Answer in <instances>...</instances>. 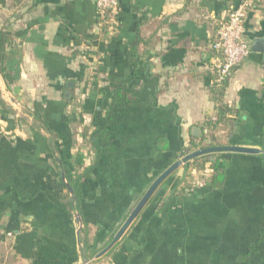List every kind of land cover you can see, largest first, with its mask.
Masks as SVG:
<instances>
[{
  "label": "crops",
  "instance_id": "1",
  "mask_svg": "<svg viewBox=\"0 0 264 264\" xmlns=\"http://www.w3.org/2000/svg\"><path fill=\"white\" fill-rule=\"evenodd\" d=\"M238 2L118 0L117 25L103 27L94 0H0L13 79L0 72V264H264V155L241 153L205 157L218 164L194 188L181 165L96 258L162 172L210 147L200 138L221 89L210 44ZM245 36L250 53L223 95L235 114L214 143L264 149V53L251 51L264 0ZM117 85L133 100L106 120ZM84 133L98 136L97 160ZM76 154L92 166L80 214L59 164L73 169Z\"/></svg>",
  "mask_w": 264,
  "mask_h": 264
},
{
  "label": "built area",
  "instance_id": "2",
  "mask_svg": "<svg viewBox=\"0 0 264 264\" xmlns=\"http://www.w3.org/2000/svg\"><path fill=\"white\" fill-rule=\"evenodd\" d=\"M259 0H239L237 6L231 8L226 18L219 23L210 48L215 53L213 61L214 83L220 87L227 82L233 71L248 57L250 42L245 36V22ZM96 14L101 26L115 24V14L118 10V0H94ZM113 27V28H114ZM215 121V118L212 119ZM202 149V148H201ZM200 149H195L197 151ZM193 151V152H194ZM188 153H191L188 151ZM186 155V153H185ZM184 155V156H185ZM210 162L198 164L189 168L190 188L199 187L211 177Z\"/></svg>",
  "mask_w": 264,
  "mask_h": 264
},
{
  "label": "trees",
  "instance_id": "3",
  "mask_svg": "<svg viewBox=\"0 0 264 264\" xmlns=\"http://www.w3.org/2000/svg\"><path fill=\"white\" fill-rule=\"evenodd\" d=\"M8 44V36L6 34V31L3 27H0V72L3 77V80L7 87L11 84H13V79L9 74H6L4 72V68L2 67V60L5 54V49ZM263 69H264V63H263ZM226 83V82H225ZM225 83L221 85V89H211V93L213 95V100L216 103V119L215 121H212V119L207 118L205 121L207 132L205 134L203 133L202 137L200 138V143H204L205 140L210 141V147H218L219 144L214 143L215 137H214V130L217 129L220 125H226L231 121L232 114H235L229 106H227L223 102V95H224V88ZM133 98L131 95L125 90L123 85H117L114 87L112 92V99L110 103L108 104L107 108L105 109V115L106 120H109L110 115L113 111H118L123 108H127L132 103ZM4 103L0 101V105L2 106ZM36 121V119H34ZM39 123H42L40 120ZM87 138V144L91 148L92 152H95V160L99 158V146L96 144V139L98 136L96 134L93 135H86V133L83 134ZM209 147V146H208ZM203 148H207L203 145ZM207 156H201L198 158H195L189 162L186 163V167H193L201 163L207 162L205 159ZM84 160L83 157L79 154H76L73 161V169H69L66 165L59 163L60 168L62 170L63 179L65 181V186L68 190V194L71 195L72 200H68L66 206L71 211H76L78 214L81 212V200H82V194H81V184L83 180L87 179L89 174L92 171V166H84ZM218 164V161H212L210 162V167L212 170L216 168ZM214 176V175H213ZM67 194V195H68ZM69 197V196H68ZM112 238L110 237V240L106 242L105 247L109 245ZM85 246H87V241L84 243Z\"/></svg>",
  "mask_w": 264,
  "mask_h": 264
},
{
  "label": "water",
  "instance_id": "4",
  "mask_svg": "<svg viewBox=\"0 0 264 264\" xmlns=\"http://www.w3.org/2000/svg\"><path fill=\"white\" fill-rule=\"evenodd\" d=\"M251 51L257 52V53H264V39H256L254 40ZM9 102H11L13 105L15 102L10 98ZM194 133V132H193ZM217 153H241V154H263L264 155V149L259 148H248V147H239V146H218V147H207L202 148L200 150L188 153L186 151V155L183 156L180 160L174 162L171 166H169L164 172H162L147 188L143 196L140 198V200L136 203L133 210L129 213L127 218L124 220V222L121 224L117 232L114 234L113 239L109 243L107 247H105L101 252H99L96 255V258L101 257L104 255L115 243H117L120 238L123 236L125 231L128 229V227L131 225V223L135 220V218L138 216V214L141 212L143 207L147 204L149 199L152 197L154 192L158 189V187L164 182V180L171 175L176 169H178L181 165L186 164L187 162L201 157V156H208L211 154H217ZM213 161V160H210ZM70 191V189H68Z\"/></svg>",
  "mask_w": 264,
  "mask_h": 264
}]
</instances>
